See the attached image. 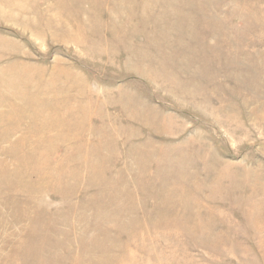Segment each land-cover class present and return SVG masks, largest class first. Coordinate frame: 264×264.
Returning <instances> with one entry per match:
<instances>
[{"label": "rangeland", "instance_id": "1", "mask_svg": "<svg viewBox=\"0 0 264 264\" xmlns=\"http://www.w3.org/2000/svg\"><path fill=\"white\" fill-rule=\"evenodd\" d=\"M0 264H264V0H0Z\"/></svg>", "mask_w": 264, "mask_h": 264}]
</instances>
